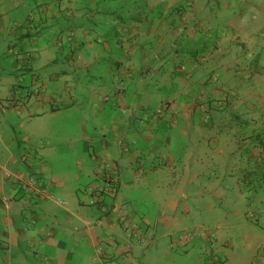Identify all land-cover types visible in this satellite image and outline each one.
Segmentation results:
<instances>
[{
	"label": "crops",
	"instance_id": "crops-1",
	"mask_svg": "<svg viewBox=\"0 0 264 264\" xmlns=\"http://www.w3.org/2000/svg\"><path fill=\"white\" fill-rule=\"evenodd\" d=\"M183 2L0 0V47L9 40L13 70L33 67L46 85L11 102L14 71L0 74V264H260L264 63L250 59L253 25L230 19L231 35L193 67L199 13L174 9ZM179 63L188 74L174 75ZM220 93L228 105L203 101ZM163 100L170 109L155 119ZM102 188L110 195L91 204Z\"/></svg>",
	"mask_w": 264,
	"mask_h": 264
},
{
	"label": "rangeland",
	"instance_id": "rangeland-1",
	"mask_svg": "<svg viewBox=\"0 0 264 264\" xmlns=\"http://www.w3.org/2000/svg\"><path fill=\"white\" fill-rule=\"evenodd\" d=\"M217 6L218 5L216 4L215 8H217ZM229 8L231 9L230 11H227V13H229V19L227 20V22L222 23L223 28L220 29L222 30V32L220 33L221 37L223 35H231V28L228 26V21L230 19H232L234 22H243L242 25H245L247 27L252 24L253 28L247 29L246 41L251 46L250 59L253 62V66L264 63V0H229ZM187 11L190 12V10ZM26 22L29 23L28 20ZM197 36H200V31H197ZM207 36L208 34L202 35L200 37V41L205 42L207 40ZM12 45L13 44H11L9 40H6L5 44L0 47V74L3 71H8L11 73H13L14 71L13 74H10V77L14 79L13 86L12 89L9 88L10 91L8 92V97H12V99L8 100L14 102V99L18 97L19 93H21L22 95L34 97L43 94L46 91L45 80L43 79L44 77L38 74L33 67L29 66L28 69H26V66L20 65L17 69V72H15L16 69L13 70L11 55L12 49H10L12 48ZM8 49H10V52ZM7 51L11 54H9ZM13 54L17 55L16 51H14ZM24 54V57L30 60V54ZM262 74H264V71L262 72ZM7 76L8 75H4V81L8 80ZM1 93L4 92L1 89L0 84V102H3L4 106H7L5 99H1Z\"/></svg>",
	"mask_w": 264,
	"mask_h": 264
},
{
	"label": "trees",
	"instance_id": "trees-1",
	"mask_svg": "<svg viewBox=\"0 0 264 264\" xmlns=\"http://www.w3.org/2000/svg\"><path fill=\"white\" fill-rule=\"evenodd\" d=\"M198 1H205V0H198ZM218 5L217 8H215V5ZM203 6V9L201 11H198L199 7ZM214 6V7H213ZM182 9H187L190 10L191 13H193V11H196L199 13L196 18L192 17V21L195 20V22L193 23L194 25L192 26V29H196L197 31H200V36H197V40L198 42H200L201 47L199 49H197L195 52L193 53H189L188 56H186L185 60H189L188 65H191L193 67L199 66V65H204L207 63V61H209V59L212 57V52L215 49L221 35L220 33L222 32L223 26L222 23L227 22V20L229 19V13H227V11H230L231 9L229 8V0H207V2L204 3H198L196 4V6H193V4H191V0H185V2H183L180 5H176L174 7L175 10L177 11H181ZM210 31V32H209ZM207 40L205 42H201L199 39L202 35H207ZM187 64V63H186ZM186 64H174L171 68V71L174 73V75H179L180 73L182 74H188L189 69H188V65ZM117 69V68H116ZM115 69V70H116ZM118 70V69H117ZM120 72V71H118ZM149 71H147V73H149ZM123 87L125 85V80L126 77L123 76ZM212 79H215V77L213 76V72H209L206 81H208V83H212ZM118 82V80H117ZM221 84H223V82L221 81ZM123 87L122 89L119 91L122 92L123 91ZM219 90V89H217ZM115 92L117 91L114 90ZM220 91V90H219ZM105 96V95H104ZM108 96V95H107ZM210 97V96H209ZM207 98L206 97L203 99V101H205L206 103H213V108H217L216 105V101H218V105L219 106H223V105H228L230 103V100L228 99V95L224 94V93H220V96H217V98ZM109 98V96H108ZM164 103H166L168 105V107L165 109V114L168 113L169 111V101L168 100H163V102L160 104V106H162ZM199 104V103H198ZM159 108V107H158ZM157 108V109H158ZM156 109V110H157ZM153 113V116L155 119H158L159 117H157L155 115V112ZM164 114V115H165ZM230 122H235V123H244L246 122L245 120L241 119L239 117V115H233V119H231ZM243 139L245 138H252V139H257L258 136L257 135H248V136H243ZM211 137H207L206 140H210ZM260 148L264 150V141L263 143H259ZM109 196L110 193L108 191H105L104 188L101 189V191L97 194L98 197H104V196Z\"/></svg>",
	"mask_w": 264,
	"mask_h": 264
},
{
	"label": "built area",
	"instance_id": "built-area-1",
	"mask_svg": "<svg viewBox=\"0 0 264 264\" xmlns=\"http://www.w3.org/2000/svg\"><path fill=\"white\" fill-rule=\"evenodd\" d=\"M67 40H68L70 43L72 42V38H71V37H67ZM123 76H124L123 73H119V74L117 75V80H118V82H117V91H116V93H119V91H120V90L122 89V87H123V82H124L123 79H122ZM103 98H105V99H109L107 95H105ZM167 107H168V105H167L166 103H164L162 106H160V107L156 110L155 115H156L157 117H162V116H164V114H165V109H166ZM7 175H9V174H7ZM15 178H16V182H17L18 184H21V185H23V186H26V187H28V188H31V191H32L34 194H38V195H39V194L45 192V190H42V189H40L39 187L35 186L34 183L31 184L30 182H28V180H25L24 178H18V177H16V176H15ZM103 202H104V198H102V197H98L97 199L92 200V201H91V204H93V205L96 204V205H97V204H102ZM118 220L120 221L121 224H123V225L126 226V227H129V226H131L132 228H135V227H136V224H134V223H130V222L127 221V217H126V214H125V212H124L123 209L119 210V213H118ZM194 234H195V232H191V231H189V232H185V231H184V232L181 234L180 238H181V239H185V238H187V237L193 236ZM262 251H263V254H262V256L259 258V262H260V264H264V246H263Z\"/></svg>",
	"mask_w": 264,
	"mask_h": 264
}]
</instances>
